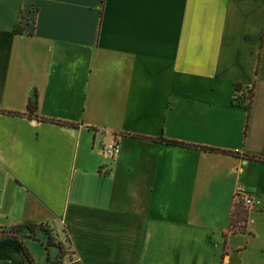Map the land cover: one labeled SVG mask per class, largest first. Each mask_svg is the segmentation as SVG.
<instances>
[{"label": "crops", "instance_id": "obj_1", "mask_svg": "<svg viewBox=\"0 0 264 264\" xmlns=\"http://www.w3.org/2000/svg\"><path fill=\"white\" fill-rule=\"evenodd\" d=\"M259 220L264 0H0V228L46 225L59 264H264Z\"/></svg>", "mask_w": 264, "mask_h": 264}, {"label": "trees", "instance_id": "obj_2", "mask_svg": "<svg viewBox=\"0 0 264 264\" xmlns=\"http://www.w3.org/2000/svg\"><path fill=\"white\" fill-rule=\"evenodd\" d=\"M236 88H239L236 86ZM254 89H251L249 91H246L245 98L247 100V104L245 107V110L249 113L251 104H252V93ZM250 93V100L247 99V94ZM37 96H35L33 101H30L28 104V112L31 115H34L37 111ZM249 101V103H248ZM153 142H164L169 145H177L180 147H196L195 145H186L182 144L180 142H173V141H165L164 139H154ZM196 149H201L206 152H212V153H223V154H235V153H230L228 151H219V150H214L212 148L208 147H196ZM259 159V158H258ZM242 202H237L234 204L233 207V213H232V218L230 220V232L233 234H238L236 231H233V228H236L238 225H241L240 228L244 226V229H246L247 226V220L249 219V214L248 212L241 204ZM244 231V230H243ZM38 232L43 233L46 238H47V243L46 245V250L49 248H57L59 251L58 258L54 261H50L48 258L47 262L48 264H59L60 261H62V258L65 254L63 244L59 242L51 233L50 229L46 225H34L33 223H25L21 226H16L8 230H3L0 228V241H5V240H11L17 242L22 255L25 259V262L28 264H34V258L32 253L30 252L29 248L26 246V239H36V234ZM241 233V232H240ZM245 232H242L241 234H244Z\"/></svg>", "mask_w": 264, "mask_h": 264}, {"label": "rangeland", "instance_id": "obj_3", "mask_svg": "<svg viewBox=\"0 0 264 264\" xmlns=\"http://www.w3.org/2000/svg\"><path fill=\"white\" fill-rule=\"evenodd\" d=\"M247 99L250 100V93L247 94ZM248 103H249V101H248ZM260 221L261 220H259V222H256L255 224H252L249 230L254 231L256 233H259L260 231H263L264 230V225H262V223L260 224ZM240 226L241 225H238L236 228H233L232 230L236 231L237 233L246 232V229H244V226L242 225L244 231L242 230V228H240ZM36 235H37L36 236V240L35 239H30V240H28L26 242H28L30 246L34 247V249L37 252L36 255H37L38 259L41 258L44 261L47 258V253H48V250H46V245H45L47 243V238L41 232H38ZM248 235H246L245 237H247ZM41 238H44V243L41 242L42 241ZM240 241H241L242 245L245 244V239L244 240L240 239ZM49 250L52 251V253H54V251H55L54 248H49ZM240 257H242L240 253H238V254L235 253V258L236 259L234 261L235 263H233V264H240V259H241Z\"/></svg>", "mask_w": 264, "mask_h": 264}, {"label": "built area", "instance_id": "obj_4", "mask_svg": "<svg viewBox=\"0 0 264 264\" xmlns=\"http://www.w3.org/2000/svg\"><path fill=\"white\" fill-rule=\"evenodd\" d=\"M99 151L106 156L109 159H113L115 156H117L119 154L120 151V147L118 144H116V142L113 143H102L100 145ZM237 202H242V206L248 211V212H252L253 208L255 206L256 200L253 197V195L247 191H245L242 186L237 187L236 189V200Z\"/></svg>", "mask_w": 264, "mask_h": 264}]
</instances>
